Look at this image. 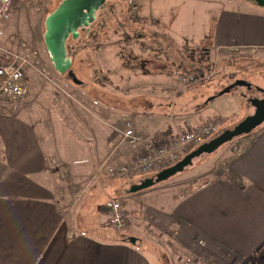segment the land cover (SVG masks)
<instances>
[{
    "label": "rangeland",
    "instance_id": "374dc122",
    "mask_svg": "<svg viewBox=\"0 0 264 264\" xmlns=\"http://www.w3.org/2000/svg\"><path fill=\"white\" fill-rule=\"evenodd\" d=\"M62 1L19 2L15 4L11 17L0 23L3 30L0 65L10 61L22 65L28 87L26 96L19 103L2 96L0 102L16 115L26 118L25 114H29L40 127L47 140L49 155L54 160L53 175L56 184L60 183L57 189L65 194L69 210L86 217H82L80 222H97V212L103 202L109 217L110 209L106 202L117 198L122 202L126 215L123 230L134 222L137 213L140 214L143 221L150 223L146 231L150 243L155 248L161 246L160 255L163 264H167L173 233L169 227V214H159V204L164 203L166 208L170 200L184 197L208 180L223 177L227 162L234 153V144L242 135L224 143L214 152L194 159L192 165L165 181L132 192L131 185L141 183L147 176L136 177L128 179V187L120 192L107 193L100 190V183L111 179L108 167L117 165L110 158L116 153L115 146H133L124 140L121 128L129 119L140 135L130 115L132 111L140 108L147 112L159 104L155 100L161 96L165 99L162 104H167L169 97L187 92L179 89L175 95L169 93L168 98L161 95L163 86L166 88L180 72L177 67L176 71L171 70L173 78H158L157 74H169L162 69L165 61H181L185 65L183 72L205 74L200 86L193 89L203 88L204 96H211L238 78L264 88V51H223L209 44L212 37L208 34H212L215 28L216 13L222 6L237 5L239 0H108L97 11L95 20L81 28L77 38L70 36L67 41L69 56L73 60L71 70L82 80L81 84H77L68 71L57 72L45 43L46 18ZM153 2H159L162 10L158 8L156 11ZM169 6L173 22H169L170 13L164 10ZM190 8H193L189 13L193 16L191 27L195 36L192 35L195 42L201 45L194 46L186 40L188 42L183 48L178 47L174 42L176 36L172 33L176 28L172 25L178 23L177 30L180 32L185 24L190 27L186 23L192 22L186 13ZM176 13L181 14L178 21ZM199 37L201 41H197ZM195 64H198L197 67ZM237 90L251 95L246 87H238ZM258 95L262 96V93L258 92ZM232 124L235 125L233 121ZM139 145L134 146L137 148ZM190 148H187V153L194 147ZM139 154L140 151L125 163L132 164ZM135 231L145 235V230ZM208 244L201 246L197 241L196 246L192 245L193 249L176 246L173 249L175 264H256L259 258L262 259L258 264H264V252L238 260L228 254L216 253Z\"/></svg>",
    "mask_w": 264,
    "mask_h": 264
},
{
    "label": "crops",
    "instance_id": "0c3cea01",
    "mask_svg": "<svg viewBox=\"0 0 264 264\" xmlns=\"http://www.w3.org/2000/svg\"><path fill=\"white\" fill-rule=\"evenodd\" d=\"M158 3L153 2L156 11L162 10ZM167 8L164 10L170 13V6ZM192 9L186 12L191 19ZM216 14L215 28L208 34L212 37L209 43L212 48L264 51L263 5L239 0L237 5L222 6ZM180 15L177 14V21ZM169 18L173 22L171 13ZM186 23L190 27L185 24L181 32L177 30L178 23L172 25L176 28L175 33L172 31L176 46L183 48L188 41L194 46L201 45L193 38V19ZM197 41H201L200 37ZM184 66L181 61H165L162 69L169 74H157L158 78H173L171 70L176 71L177 67L180 72L166 88L163 86L161 95L168 98L169 93L175 95L179 90L177 77ZM185 90L183 95L166 99L167 104H162L165 99L161 96L155 100L159 104L147 112L140 108L133 114L129 112L142 137L154 138L158 143L213 118L220 120L223 130L233 127L232 121L237 124L255 111L254 106L247 104L244 96L247 92L243 90L235 89V94L231 91L210 100L214 94L204 96L203 88ZM25 115L28 118L16 115L0 102V264H163L161 246L155 248L150 243L146 235L150 223L143 221L140 214L135 213L129 227L117 231L103 202L97 222H80L86 217L69 210L65 194L57 189L60 183L56 184L53 175L54 160L49 155L47 140L32 117ZM115 151L110 158L122 164L136 156L140 148L126 144L115 146ZM233 152L223 177L208 180L184 197L170 200L166 208L164 203L159 204V214H169L173 233L167 264H175L176 246L193 249L192 245L196 246L199 240L232 259L245 260L264 252V122L239 137ZM106 181L100 183V190L107 193L128 187L125 177L111 176ZM134 228L145 230V235ZM132 236L137 237L136 243L130 241Z\"/></svg>",
    "mask_w": 264,
    "mask_h": 264
},
{
    "label": "built area",
    "instance_id": "2783aa9c",
    "mask_svg": "<svg viewBox=\"0 0 264 264\" xmlns=\"http://www.w3.org/2000/svg\"><path fill=\"white\" fill-rule=\"evenodd\" d=\"M24 1L35 2L37 0H0V23L11 17L15 4ZM2 33L3 30L0 27V37ZM203 78L205 74H197L194 71L181 72L177 77L180 84L179 89L196 88L200 86ZM27 89L25 70L22 65H17L15 61L0 65V96L19 103L26 96ZM220 124L219 119H209L192 128H186L178 134L162 138L157 143L154 138L140 136L132 121L126 120L121 128L123 138L133 145L140 143V154L134 158L132 164L122 163L108 167L109 172L113 177L128 179L145 177L158 172L180 160L185 153L187 154L188 147L195 148L207 138L220 133ZM184 150L186 152L182 154ZM106 205L110 209L109 220L112 227L118 231L123 230L126 215L122 202L117 198H112L106 202ZM198 243L201 246L206 245L204 240H199ZM187 259L190 260V258Z\"/></svg>",
    "mask_w": 264,
    "mask_h": 264
},
{
    "label": "water",
    "instance_id": "95a60500",
    "mask_svg": "<svg viewBox=\"0 0 264 264\" xmlns=\"http://www.w3.org/2000/svg\"><path fill=\"white\" fill-rule=\"evenodd\" d=\"M107 1L108 0H63L46 18L45 43L50 60L57 72L63 73L68 71L69 76L77 84H81L82 80L71 70L73 60L68 53L67 41L70 36L74 38L78 37L79 30L90 25L95 20L97 11L101 9ZM254 1L264 6V0ZM238 87H246L248 90L256 87L257 90L264 94V88L246 79L238 78L224 86L213 96L209 97L208 100L230 93ZM244 96L247 104L255 107L254 113L247 115L233 127L223 129L214 137L196 146L173 165L148 175L141 180V183L133 184L131 186V191L137 192L169 179L175 174L182 172L186 167L192 165L194 159L203 154L214 152L224 143L241 135L248 134L261 125L264 122V96L260 98L257 95H247L246 93ZM130 241L136 243L137 237H130Z\"/></svg>",
    "mask_w": 264,
    "mask_h": 264
},
{
    "label": "flooded vegetation",
    "instance_id": "af4514ba",
    "mask_svg": "<svg viewBox=\"0 0 264 264\" xmlns=\"http://www.w3.org/2000/svg\"><path fill=\"white\" fill-rule=\"evenodd\" d=\"M258 92H260V91L257 90L256 87H254L253 89H251V90L249 91V93H250L251 95H257V96H259V95H258ZM263 96H264V94H262V96H259V97L262 98Z\"/></svg>",
    "mask_w": 264,
    "mask_h": 264
},
{
    "label": "trees",
    "instance_id": "16d2710c",
    "mask_svg": "<svg viewBox=\"0 0 264 264\" xmlns=\"http://www.w3.org/2000/svg\"><path fill=\"white\" fill-rule=\"evenodd\" d=\"M89 26V25H88ZM85 27H87V26H85ZM74 38V37H73ZM77 38V37H76ZM69 53V52H68ZM190 149H192V147L190 148Z\"/></svg>",
    "mask_w": 264,
    "mask_h": 264
}]
</instances>
